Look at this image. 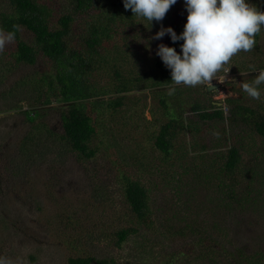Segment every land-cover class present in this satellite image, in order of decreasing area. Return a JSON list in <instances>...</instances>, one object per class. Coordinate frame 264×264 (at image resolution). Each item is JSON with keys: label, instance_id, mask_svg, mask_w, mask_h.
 I'll return each instance as SVG.
<instances>
[{"label": "rangeland", "instance_id": "1", "mask_svg": "<svg viewBox=\"0 0 264 264\" xmlns=\"http://www.w3.org/2000/svg\"><path fill=\"white\" fill-rule=\"evenodd\" d=\"M44 1L53 9L52 20L55 22L61 12L73 8L72 0ZM6 4V0H0V10ZM0 35H7L1 29V19ZM22 36L28 40L26 32L22 31ZM14 46L11 39L0 48V170L6 165L11 174L8 178L10 186L0 197V256L12 264H67V258L74 254L108 258V264H160L161 260L165 262L171 256L175 257L174 264H181L192 257L199 246L192 243L195 237H191L188 231L178 234L174 228L182 227L183 223L178 219L183 217L192 223L202 220L207 228L215 226L213 220H224L222 213L211 211L216 196L208 177L200 174L202 161L199 156L225 155L226 145L220 142L216 148L194 149L190 146L191 135L186 132L187 151L181 154L180 161L185 159L183 165L190 168L185 170L184 166L176 165V156L164 160L160 151L154 148L153 137L166 118L147 90H136L128 96L137 101V95L141 93L142 101L130 103L132 110L123 107L113 122H106L103 139L92 141V146L97 148L93 157L70 152L63 140L46 132L38 134L37 146L31 143L26 149L22 143L32 123L25 119L21 110L29 106L30 94L36 88L34 80L42 72L49 73L53 67L39 59L35 64L11 69L9 63ZM136 49L139 47L133 50ZM124 55L134 63L135 57ZM146 60L151 59L145 57L142 63L134 65L148 67ZM250 60L264 63V36L260 37L257 47L235 54L221 68L223 71L219 75L205 82L207 85L220 83L213 88L215 92L211 100L219 101L227 115L232 107L225 102L228 98L253 105L256 113L263 112L264 84L259 86L262 100L257 103L240 87V84L252 83L258 74L254 73L255 78H252L254 74L250 72L257 69H248ZM116 63L122 64L119 59ZM101 64L100 84L112 81L111 69L104 66V62ZM240 66L248 70L238 72ZM242 73L245 75L241 77ZM61 106L63 104H51L43 117L55 134L62 130ZM192 115L195 113L185 104L184 117ZM234 115L244 118L249 113L239 110ZM233 127L243 133L248 130L246 126ZM212 135L205 137L207 144ZM255 142L258 145L261 141L255 137ZM252 155L250 151L246 155L248 166L254 159ZM5 157H14L15 161L4 162ZM188 160L195 165L190 166ZM123 173L144 183L148 189L152 221L148 226L137 225L124 200ZM240 218L236 219L240 221L237 227H230L229 235L224 230L217 233L225 247H252V240L260 241L261 236L257 235L259 226ZM217 225L221 228L220 224ZM259 225L263 227L262 222ZM123 226L136 227L137 232L116 246L114 231ZM149 241L150 244L144 245ZM187 245L188 249L185 248ZM156 252L161 256L154 257ZM30 256L35 260L32 261Z\"/></svg>", "mask_w": 264, "mask_h": 264}, {"label": "trees", "instance_id": "2", "mask_svg": "<svg viewBox=\"0 0 264 264\" xmlns=\"http://www.w3.org/2000/svg\"><path fill=\"white\" fill-rule=\"evenodd\" d=\"M255 1L252 0L264 10V0ZM6 2V7L0 10V19L1 29L12 36L15 44L10 56V68L32 65L39 59L53 67L49 73L42 72L34 80L36 88L30 94L29 106L21 110L25 119L32 123L22 147L27 149L31 143L37 146L38 134L46 132L63 140L70 152L93 157L97 148L96 145L92 146V141L103 139L106 122H113L123 107L132 110L129 104L136 99L131 100L128 94L147 90L153 103L157 104L166 118L153 137L154 148L160 151L164 160L167 157L175 159L176 156V165L184 166L185 170L190 168L183 165L185 159L180 161L181 154L187 151L186 132L191 135L190 146L194 149L216 148L220 142L227 147L225 155L199 156L202 161L200 174L208 177L216 196L211 211L222 213L224 220H213L215 226L207 228L202 220L197 219L192 223L185 221L184 217L178 219L183 224L179 229L174 228L175 231L178 234L188 231L191 237H195L192 243L199 244L193 256L181 264H264V108L261 107L263 112L256 113L253 105L228 98L225 102L232 107L227 115L219 106V101L211 100L215 90L208 91L205 83L195 87L181 84L175 86L174 93L169 94V88L173 85L170 70L156 55V48L158 44L164 43L174 46L179 52L182 41L173 44L167 34L161 40L150 38L161 24L164 27L171 26L177 34L183 30L187 17L183 0H177L162 22L153 21L151 27L148 21L133 16L131 9L126 10L123 0H72L73 8L61 12L56 22L52 20L53 9L44 0ZM22 31L28 34V40L23 38ZM263 36L264 28L255 36V47ZM136 47L139 49L134 51ZM124 54L135 57L134 63H142L145 57L151 60H146L148 67H137L128 57H123ZM117 59L122 64H117ZM101 62L111 69L113 79L104 84H100L99 80L103 75ZM241 64L244 65V62ZM243 68L238 67V72L264 69V63L250 60V68ZM222 71L219 70L216 75ZM252 78H255V74ZM140 101L141 93L137 95L136 102ZM53 103L63 104L60 111L62 132L58 134L43 120ZM185 104L195 115L184 117ZM257 105L260 107L259 103ZM239 110L249 115L237 117L234 113ZM233 125L240 128L246 126L248 130L244 133L234 130ZM209 134L214 135L207 144L205 137ZM255 137L261 141L258 145ZM249 151L253 153L254 159L248 166L249 160L246 162L245 158ZM3 161L9 163L15 160L14 157H5ZM188 161L191 162L190 166L195 165L191 160ZM10 175L9 167L3 165L0 170V197L10 186ZM121 178L124 182V200L137 225H150L147 187L128 174L123 173ZM238 218L259 226L257 235L261 236L260 241L252 240V247L233 245L232 249L225 247L219 240L217 233L224 230L229 235L230 227H237V223H240L236 221ZM261 222L262 228L259 225ZM135 232L137 228L133 226L117 228L113 234L115 245L120 246ZM185 248L188 249L189 245ZM159 256L157 252L154 254V257ZM30 259L35 260L34 256H30ZM174 260L175 257L171 256L165 262L161 260L160 264H174ZM108 261V258H95L90 254H74L67 258V264H108Z\"/></svg>", "mask_w": 264, "mask_h": 264}, {"label": "clouds", "instance_id": "3", "mask_svg": "<svg viewBox=\"0 0 264 264\" xmlns=\"http://www.w3.org/2000/svg\"><path fill=\"white\" fill-rule=\"evenodd\" d=\"M177 0H123L126 10L131 9L133 16L160 23ZM187 11L183 30L177 32L171 27H161L150 39L161 40L166 34L173 44L182 41L180 51L174 46L158 44L156 55L170 70L173 85L195 87L210 82L216 73L238 52H249L256 45L255 36L264 28V10L252 0H183ZM149 27V28H150ZM11 35H0V48ZM264 84V70L258 71L252 83L240 84L251 98L259 100V86ZM0 264H9L0 258Z\"/></svg>", "mask_w": 264, "mask_h": 264}, {"label": "water", "instance_id": "4", "mask_svg": "<svg viewBox=\"0 0 264 264\" xmlns=\"http://www.w3.org/2000/svg\"><path fill=\"white\" fill-rule=\"evenodd\" d=\"M260 70H264V69H260ZM260 70H257L256 72L254 71V72H250V74H254V73H258V71H260ZM245 74H241V77L242 76H244ZM238 76H239V74H238ZM218 86H220V83H214V84H211V85H208L207 86V90L208 91H211V90H213V88H216V87H218Z\"/></svg>", "mask_w": 264, "mask_h": 264}]
</instances>
